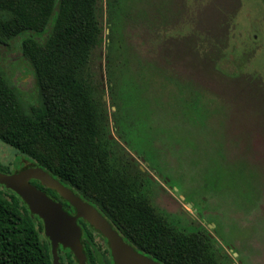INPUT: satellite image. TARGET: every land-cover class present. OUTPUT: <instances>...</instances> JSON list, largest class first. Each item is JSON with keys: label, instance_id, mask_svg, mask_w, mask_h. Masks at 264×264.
<instances>
[{"label": "rangeland", "instance_id": "374dc122", "mask_svg": "<svg viewBox=\"0 0 264 264\" xmlns=\"http://www.w3.org/2000/svg\"><path fill=\"white\" fill-rule=\"evenodd\" d=\"M101 8L93 72L110 150L133 159L152 205L178 229L210 236L218 260L264 264V0ZM0 66L35 98L18 43L0 48ZM0 162L13 171L30 160L0 142Z\"/></svg>", "mask_w": 264, "mask_h": 264}, {"label": "trees", "instance_id": "16d2710c", "mask_svg": "<svg viewBox=\"0 0 264 264\" xmlns=\"http://www.w3.org/2000/svg\"><path fill=\"white\" fill-rule=\"evenodd\" d=\"M101 4L0 0V48L18 43L33 72L30 86L38 90L35 98L25 97L0 66V142L30 160L13 171L0 162V173L43 169L93 206L124 242L160 264H224L205 231H181L155 209L140 168L122 148H109L101 82L93 72L103 41ZM111 6L114 0H108ZM31 183L65 203L55 191ZM79 227L86 264H114L106 240L102 248L96 230L83 220ZM58 253L60 264H78L69 249L59 247ZM0 264H52L41 220L2 186Z\"/></svg>", "mask_w": 264, "mask_h": 264}, {"label": "water", "instance_id": "95a60500", "mask_svg": "<svg viewBox=\"0 0 264 264\" xmlns=\"http://www.w3.org/2000/svg\"><path fill=\"white\" fill-rule=\"evenodd\" d=\"M32 180L38 181L44 188L55 191L62 200L74 208L75 215H69L60 202L54 201L33 185ZM0 186L14 192L26 204L31 215L41 220L43 234L50 244L52 264H60L59 247L69 249L78 264H86L78 219L87 222L106 240L114 264H160L124 242L93 206L39 167H28L13 174L0 173Z\"/></svg>", "mask_w": 264, "mask_h": 264}, {"label": "flooded vegetation", "instance_id": "af4514ba", "mask_svg": "<svg viewBox=\"0 0 264 264\" xmlns=\"http://www.w3.org/2000/svg\"><path fill=\"white\" fill-rule=\"evenodd\" d=\"M64 201V200H62ZM65 203H61L62 204V207L63 209L71 216L75 215V210L72 206H70L66 201H64ZM161 213V212H160ZM82 219H78L77 220V224L79 225L80 221ZM173 224V223H172ZM174 225V224H173ZM96 235V240L98 241V243L100 244V246H102V248H105L106 245H105V239L101 236H98L97 233H94ZM123 239V238H122ZM108 245V244H107ZM134 248V247H133Z\"/></svg>", "mask_w": 264, "mask_h": 264}]
</instances>
